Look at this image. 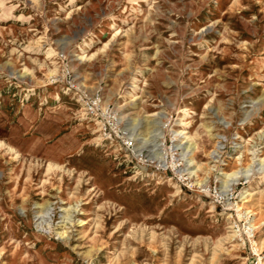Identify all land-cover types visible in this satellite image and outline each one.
<instances>
[{"label": "rangeland", "instance_id": "374dc122", "mask_svg": "<svg viewBox=\"0 0 264 264\" xmlns=\"http://www.w3.org/2000/svg\"><path fill=\"white\" fill-rule=\"evenodd\" d=\"M0 264H264V0H0Z\"/></svg>", "mask_w": 264, "mask_h": 264}, {"label": "bare ground", "instance_id": "6f19581e", "mask_svg": "<svg viewBox=\"0 0 264 264\" xmlns=\"http://www.w3.org/2000/svg\"><path fill=\"white\" fill-rule=\"evenodd\" d=\"M81 57H82V55H81ZM187 132L188 131L186 129H181V131L179 132V134H185ZM185 137L189 138V136H187V135ZM184 142L186 143L187 141L185 140ZM182 147H183V149H185L187 151L188 150L187 148H190L191 147V144H188L186 146L183 145ZM189 150H191V149H189Z\"/></svg>", "mask_w": 264, "mask_h": 264}, {"label": "built area", "instance_id": "2783aa9c", "mask_svg": "<svg viewBox=\"0 0 264 264\" xmlns=\"http://www.w3.org/2000/svg\"><path fill=\"white\" fill-rule=\"evenodd\" d=\"M87 105H88V104H87ZM83 107H84L85 109H86V108L88 109V108H92V105L89 106V107H88V106H83Z\"/></svg>", "mask_w": 264, "mask_h": 264}]
</instances>
